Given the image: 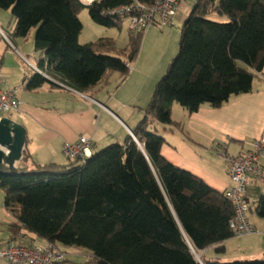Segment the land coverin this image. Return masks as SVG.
<instances>
[{
	"label": "trees",
	"instance_id": "1",
	"mask_svg": "<svg viewBox=\"0 0 264 264\" xmlns=\"http://www.w3.org/2000/svg\"><path fill=\"white\" fill-rule=\"evenodd\" d=\"M152 1L0 0V9H9L14 19L10 38L33 34L35 66L82 93L108 85L114 74L127 77L144 34L129 36L124 49L108 37L80 44L81 10L98 25L119 28L126 16L107 10ZM179 29L176 53L132 129L137 141L127 135L67 164L38 163L25 149L29 172L0 174L4 210L15 217L7 242L28 236L63 249L82 248L92 264H264V250L261 258L231 262L199 254L233 237V206L164 159V138L149 130L154 123L180 128L171 118L173 103L192 113L252 91L264 66V0H195ZM23 82L27 90L45 83L59 87L37 71ZM253 211L264 219V195Z\"/></svg>",
	"mask_w": 264,
	"mask_h": 264
},
{
	"label": "crops",
	"instance_id": "2",
	"mask_svg": "<svg viewBox=\"0 0 264 264\" xmlns=\"http://www.w3.org/2000/svg\"><path fill=\"white\" fill-rule=\"evenodd\" d=\"M187 3L185 0L180 4L179 7L186 9L183 12L177 10L172 27L159 28L166 37H177V31L190 10ZM190 3L192 5L193 1L190 0ZM4 34L5 37L0 34L1 87L16 89L22 100L21 107L13 111L14 117L9 118L25 127V149L34 161L41 164H67L61 146L81 135L91 139L93 152L112 143H122L127 135H133L132 129L143 117V109L153 92L158 74L168 60V56L163 55L160 66L148 69L136 60L127 77L114 74L108 85H98L82 93L49 83L27 90L23 80L34 72L31 65L36 64L38 53L34 51L32 41L28 45L17 38L14 44ZM147 36L145 34L144 41ZM169 50L166 48V51ZM179 106L172 104L171 118L180 123V128L160 123L149 127V130L164 138L160 153L172 165L193 174L211 189L222 193L233 185L225 158L246 151L254 139L264 136V66L253 79L249 93L233 96L219 107L203 104L192 113ZM260 162L264 168V159ZM261 195H264V189L258 179L252 177L246 191L251 214L255 201ZM6 214L11 216L8 212ZM248 220L257 230L256 233L233 236L201 250L200 255L222 262L226 255L235 258L263 257L264 219L256 213H248ZM13 221L14 216L7 222V227ZM3 236L1 238L0 233L2 246L9 240V233ZM217 246H223L224 251L217 252Z\"/></svg>",
	"mask_w": 264,
	"mask_h": 264
},
{
	"label": "built area",
	"instance_id": "3",
	"mask_svg": "<svg viewBox=\"0 0 264 264\" xmlns=\"http://www.w3.org/2000/svg\"><path fill=\"white\" fill-rule=\"evenodd\" d=\"M93 0L80 2L88 5ZM185 0H153L148 5L132 2L129 5L118 6L106 11L107 14L126 16L129 36L134 37L145 33L151 27H172L180 4ZM195 1V0H191ZM0 34H5L0 30ZM34 71L46 76L59 87L77 92L62 82L47 76L35 65ZM0 77V114L18 110L22 100L18 97L16 89H3ZM80 93V92H78ZM136 141V138L131 135ZM61 152L67 161H82L91 156L92 141L89 137L81 135L75 141L65 142ZM228 175L233 185L222 192V195L232 204L233 216L229 219V228L232 235L241 237L256 233L257 230L248 220L250 206L246 198L247 188L251 178L256 177L264 189V168L261 160L264 159V136L254 139L246 151L234 156H227ZM66 250L46 241H39L30 237H19L0 247V260L5 264H57L65 259Z\"/></svg>",
	"mask_w": 264,
	"mask_h": 264
},
{
	"label": "rangeland",
	"instance_id": "4",
	"mask_svg": "<svg viewBox=\"0 0 264 264\" xmlns=\"http://www.w3.org/2000/svg\"><path fill=\"white\" fill-rule=\"evenodd\" d=\"M84 2H87L89 0H82ZM187 3V9L191 8L190 6V0ZM186 8L179 7V10L183 12ZM79 19L82 23V29L78 36V42L80 44L88 43V42H95L99 38L108 37L114 40L115 47L117 49H124L129 40V32H128V22L127 19L123 20L121 23V26L119 28L117 27H105L102 25H98L94 23L88 16L87 10L82 9L79 14ZM14 25V19L11 16L10 10H3L0 9V27L2 28L3 32L6 33V35L9 37V40H11L14 44H16L17 38H20L26 42V44L30 45L32 41V35H28L26 38L22 37H14V39L10 38V32L11 28ZM180 28V27H179ZM157 29V30H156ZM150 28L145 33H143V38L141 42L140 51L137 57V60H139L140 64L144 68H150L154 66H160L163 61V55L168 56V60L166 61L165 65H163L162 71L158 74L157 80L164 74L166 67L168 63L170 62L171 58L176 53L178 40L180 36V29L177 31V37H166L165 32L162 30V32L159 31V28ZM155 34H154V33ZM148 33V34H147ZM145 34L148 35L146 37V40L144 41ZM163 35V36H162ZM166 48L170 49L169 51H166ZM169 52L170 55H169ZM165 53V54H164ZM168 53V54H167ZM172 56V57H169ZM104 87V86H103ZM180 107V106H179ZM3 116V114L1 115ZM4 116L7 117H14L13 111L6 112ZM3 199H4V193L3 190L0 188V233L5 235L7 231V222H10L13 218V215H7L4 207H3ZM255 212L252 211V214ZM251 212H249V215H252ZM250 220V219H249ZM9 233V232H8ZM242 239V238H237ZM3 240V239H1ZM68 254H67V261L63 264H92L89 262L90 260V253L88 250L82 249V248H75V247H68ZM200 254V253H199ZM66 258V256H65ZM225 261L223 262H231L234 260H248V259H258L256 258H235L230 255H226L223 257ZM1 264H5L4 261H0Z\"/></svg>",
	"mask_w": 264,
	"mask_h": 264
},
{
	"label": "water",
	"instance_id": "5",
	"mask_svg": "<svg viewBox=\"0 0 264 264\" xmlns=\"http://www.w3.org/2000/svg\"><path fill=\"white\" fill-rule=\"evenodd\" d=\"M25 147H26L25 127L7 116H0V174L1 175L15 176V175H24L29 172L28 166L23 161V156H24L23 152L25 150ZM195 255L198 261L201 262L197 254Z\"/></svg>",
	"mask_w": 264,
	"mask_h": 264
}]
</instances>
